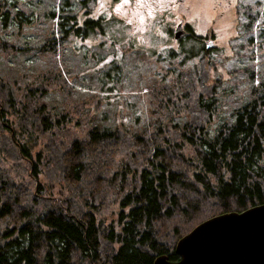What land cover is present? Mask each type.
Returning <instances> with one entry per match:
<instances>
[{
	"label": "trees",
	"instance_id": "1",
	"mask_svg": "<svg viewBox=\"0 0 264 264\" xmlns=\"http://www.w3.org/2000/svg\"><path fill=\"white\" fill-rule=\"evenodd\" d=\"M9 3L0 0L4 23ZM244 13L250 32L261 14ZM56 16L59 40L102 34L101 19L77 25L75 15ZM59 40H46L40 52H55ZM248 79L259 81L253 70ZM194 80L187 90L197 102L180 125L159 122L141 133L91 126L85 138L63 142L56 140L62 115L36 104L46 91L27 86L22 101L19 88L0 78V264L176 261V243L200 223L264 204V79L251 85V98L228 121L214 126V86ZM40 136L46 142L34 152ZM19 163L24 174L11 170ZM42 175L59 183L49 196Z\"/></svg>",
	"mask_w": 264,
	"mask_h": 264
},
{
	"label": "rangeland",
	"instance_id": "2",
	"mask_svg": "<svg viewBox=\"0 0 264 264\" xmlns=\"http://www.w3.org/2000/svg\"><path fill=\"white\" fill-rule=\"evenodd\" d=\"M80 1L9 0L8 20L0 17V78L19 88L15 96L22 101L27 86L36 94L46 91L36 104L62 115L57 141L83 139L91 126L141 133L159 122L180 125L197 102L187 90L195 87V77L214 86V126L228 121L251 98V85L264 79V0H83L85 6ZM247 9L261 14L250 32L243 28ZM63 14L75 15L77 25L101 19L102 34L91 30L83 38L59 40L56 15ZM179 22L192 37L173 38ZM52 37L61 46L40 52ZM251 70L259 81L248 79ZM45 142L40 136L33 151ZM22 167L11 170L24 174ZM40 179L47 196L50 185L59 186L50 177Z\"/></svg>",
	"mask_w": 264,
	"mask_h": 264
},
{
	"label": "water",
	"instance_id": "3",
	"mask_svg": "<svg viewBox=\"0 0 264 264\" xmlns=\"http://www.w3.org/2000/svg\"><path fill=\"white\" fill-rule=\"evenodd\" d=\"M184 36L179 23L173 38ZM174 253L178 260L159 256L153 264H264V204L205 220L178 240Z\"/></svg>",
	"mask_w": 264,
	"mask_h": 264
},
{
	"label": "flooded vegetation",
	"instance_id": "4",
	"mask_svg": "<svg viewBox=\"0 0 264 264\" xmlns=\"http://www.w3.org/2000/svg\"><path fill=\"white\" fill-rule=\"evenodd\" d=\"M179 23L182 24V27H183V29H184V31H185V36H184L183 38H185V37L188 38V36H189V37H192V36L190 35V33H189L190 31H189V27H188V25L183 24L182 22H179ZM179 23H178V24H179ZM178 24H177V25H178Z\"/></svg>",
	"mask_w": 264,
	"mask_h": 264
}]
</instances>
